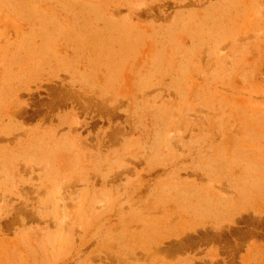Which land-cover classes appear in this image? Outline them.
I'll use <instances>...</instances> for the list:
<instances>
[{"label": "rangeland", "instance_id": "obj_1", "mask_svg": "<svg viewBox=\"0 0 264 264\" xmlns=\"http://www.w3.org/2000/svg\"><path fill=\"white\" fill-rule=\"evenodd\" d=\"M0 264H264V0H0Z\"/></svg>", "mask_w": 264, "mask_h": 264}, {"label": "crops", "instance_id": "obj_2", "mask_svg": "<svg viewBox=\"0 0 264 264\" xmlns=\"http://www.w3.org/2000/svg\"><path fill=\"white\" fill-rule=\"evenodd\" d=\"M223 211L224 213H228L227 209H224ZM229 214H231V212H229Z\"/></svg>", "mask_w": 264, "mask_h": 264}, {"label": "bare ground", "instance_id": "obj_3", "mask_svg": "<svg viewBox=\"0 0 264 264\" xmlns=\"http://www.w3.org/2000/svg\"><path fill=\"white\" fill-rule=\"evenodd\" d=\"M185 229V228H184Z\"/></svg>", "mask_w": 264, "mask_h": 264}]
</instances>
